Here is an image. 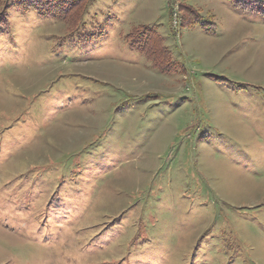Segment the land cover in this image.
Masks as SVG:
<instances>
[{
	"label": "rangeland",
	"instance_id": "374dc122",
	"mask_svg": "<svg viewBox=\"0 0 264 264\" xmlns=\"http://www.w3.org/2000/svg\"><path fill=\"white\" fill-rule=\"evenodd\" d=\"M20 9L0 31V264H264V19L95 0L99 41L59 47L66 23ZM142 26L160 56L125 47Z\"/></svg>",
	"mask_w": 264,
	"mask_h": 264
},
{
	"label": "trees",
	"instance_id": "16d2710c",
	"mask_svg": "<svg viewBox=\"0 0 264 264\" xmlns=\"http://www.w3.org/2000/svg\"><path fill=\"white\" fill-rule=\"evenodd\" d=\"M94 1L95 0H0V31L8 30L7 14L5 11L10 9L13 10L18 7L21 8V12L25 14L33 12L38 17L53 20L58 19L66 23L67 32L57 40L59 47L67 46L70 43L75 46L86 44L90 45L99 41V36L102 34V31L88 32L86 29L87 26L83 27L85 13ZM229 1L234 8H237L241 12L246 14H256L264 19V0ZM179 6L183 10V5ZM195 23L199 22L197 21ZM124 42L125 47L129 52L145 57L153 51V47H151L152 42H155L157 45L160 43V40L153 35L149 27L142 26L131 30L130 33L125 35ZM156 47V52L160 56L162 54V50L158 47V45ZM162 66L163 65L160 67ZM162 72L169 73V70L163 68ZM135 104L138 105L141 104V102L137 100L136 103L132 104V106ZM245 162L248 163L247 168H249L253 164L255 165L257 161L253 158H249Z\"/></svg>",
	"mask_w": 264,
	"mask_h": 264
}]
</instances>
